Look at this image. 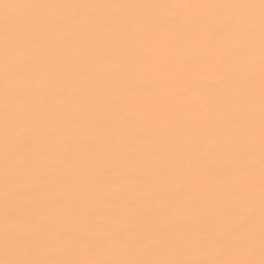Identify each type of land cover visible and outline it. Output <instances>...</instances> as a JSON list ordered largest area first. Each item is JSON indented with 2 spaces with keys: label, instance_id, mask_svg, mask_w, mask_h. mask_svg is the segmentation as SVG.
Segmentation results:
<instances>
[{
  "label": "snow or ice",
  "instance_id": "1",
  "mask_svg": "<svg viewBox=\"0 0 264 264\" xmlns=\"http://www.w3.org/2000/svg\"><path fill=\"white\" fill-rule=\"evenodd\" d=\"M0 264H264V0H0Z\"/></svg>",
  "mask_w": 264,
  "mask_h": 264
},
{
  "label": "bare ground",
  "instance_id": "2",
  "mask_svg": "<svg viewBox=\"0 0 264 264\" xmlns=\"http://www.w3.org/2000/svg\"><path fill=\"white\" fill-rule=\"evenodd\" d=\"M110 2L168 3V2H172V0H110ZM185 2H191V0H185ZM218 2H237V0H218ZM240 2H243V0H240ZM254 2L258 3L259 0H254ZM29 11L30 10H26V9L13 10V14L14 15H25V14H28ZM257 79H258V68H257ZM257 94H258V84H257ZM258 111H259V108H258V95H257V117H256L257 136H258V131H259ZM257 226H258V223H257ZM257 258H259L258 255H257Z\"/></svg>",
  "mask_w": 264,
  "mask_h": 264
}]
</instances>
